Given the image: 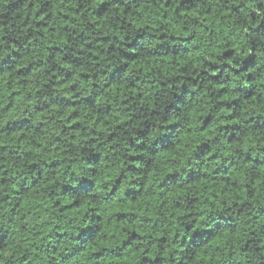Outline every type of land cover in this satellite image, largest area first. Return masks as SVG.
Here are the masks:
<instances>
[{
	"label": "clouds",
	"instance_id": "clouds-1",
	"mask_svg": "<svg viewBox=\"0 0 264 264\" xmlns=\"http://www.w3.org/2000/svg\"><path fill=\"white\" fill-rule=\"evenodd\" d=\"M17 2L0 0V99L7 104L17 91L15 112L31 114L39 131L0 141L19 156L0 151L9 170L0 171V264H84L86 253L68 256L77 235L103 225L105 238L113 212L141 191L135 219L123 225L143 235L137 248L164 264H198L202 252L211 264H264V217L254 219L264 210V182L255 184L264 181V132L250 119L264 124V0H31L47 8V19L37 8L13 13L8 6ZM39 20L52 31L37 28ZM69 75L74 91L53 85ZM117 76L126 94L106 87ZM245 87L258 101L245 99ZM66 95L79 102V123L68 119L73 109L50 107ZM129 154L142 161L131 170ZM161 165L162 174L150 175ZM34 181L36 189L19 191ZM65 193L86 207L61 211ZM37 195L39 207L17 210ZM148 197L155 198L145 211ZM117 231L113 244L131 235Z\"/></svg>",
	"mask_w": 264,
	"mask_h": 264
},
{
	"label": "trees",
	"instance_id": "trees-1",
	"mask_svg": "<svg viewBox=\"0 0 264 264\" xmlns=\"http://www.w3.org/2000/svg\"><path fill=\"white\" fill-rule=\"evenodd\" d=\"M9 9L13 13H17L21 11L22 9L27 10L31 8H37L36 15L37 16H44L45 19H47V8L44 5L40 4H33L31 3V0H18V2L15 5L10 4ZM104 5H101V8H103ZM79 13V9H77V14ZM106 14V13H105ZM61 15H64L67 17L68 13L67 11L61 13ZM210 15V14H209ZM29 17H25V23L27 24ZM37 28H45L49 31H52V29L48 28V25L44 23V20L37 21L36 24ZM259 27V26H258ZM31 32V30H30ZM264 34V33H262ZM42 35V34H41ZM13 43L16 44L17 47H20L21 45L17 41H13ZM51 47H56L55 45H52ZM8 59L7 57L5 58ZM136 59H139V57H136ZM254 59V58H253ZM255 63H258V60L255 61ZM255 63L253 66H255ZM31 67V66H29ZM239 71V70H238ZM25 70L19 69L17 72L18 80L17 85L15 87L19 86L20 79L25 76ZM82 78L87 79L88 76L85 73H81ZM2 79V77H0ZM71 77L70 75L67 76L65 79L54 81L53 85L55 87L63 88L65 92H69V89L75 90L76 85L71 84ZM120 83V80L118 79V76L116 79H113L106 87L113 89L116 94H126V91L122 88H118L117 85ZM9 84H11V80H9ZM2 86V85H0ZM223 88H221V92H223ZM242 94L245 95V99H254L258 101V97L256 96L255 92L250 91L247 87L243 88L241 90ZM19 93L17 91H11V95L9 96L8 103L3 104L2 99H0V123L3 124V128L0 129V141H2L5 138H11L13 140H17V137H19V140L17 143L23 142L25 139V135L29 132H36L39 131L33 124H32V115L28 114L26 116H19L15 112L16 104L13 101V97H18ZM227 95V93H225ZM126 102V101H125ZM78 101H72L69 99V96H64L62 98H57L56 101H54L50 107L56 108L58 104H63L67 108L73 109L71 114L69 115L68 119L72 120L75 119L76 123L80 122V115L75 111V109L78 107ZM223 103H227L229 105L236 104V101H223ZM111 107V106H109ZM259 107V104H254L252 107L253 111H256ZM48 109L45 108H38V112L40 115H43ZM27 111V110H25ZM195 114V113H194ZM105 115H108V113H105ZM15 117V118H14ZM235 116H230L229 120L234 119ZM54 119V118H53ZM251 120L255 121L254 129L264 132V124L260 123V117H252ZM130 123V121H129ZM208 121L205 119V126H201V132H207L208 131ZM121 125H117V128H120ZM165 127L171 128L173 127V123L169 122L165 125ZM225 128L233 127V128H239V125H234L231 123H226ZM72 128L76 129V124H72ZM79 131L78 129H76ZM116 134L113 133L112 137H115ZM231 142V141H230ZM37 145L39 144V141L37 140L35 142ZM175 147H179V145H175ZM134 150L136 152H142V149L135 148L133 146ZM0 151H7L9 156H15L16 159H19V156L16 154L14 150V146L5 145L3 143H0ZM172 151V147L164 148L161 152H157L156 155H167ZM27 155L30 154H25ZM130 155V154H129ZM130 159L132 160V164L130 165L129 170L134 169L138 163H141L139 156H131ZM253 163V166L256 167L254 161H250ZM127 163V162H126ZM54 165L58 166V162H53ZM31 168H34V165H30ZM164 165H161L159 169L153 168L150 175H158L162 174L164 172ZM0 171H3L5 176L8 174V169L6 167L5 162H0ZM217 174H219V170H217ZM123 175V172L120 173V176ZM176 174L174 172H170L167 174V176H175ZM167 176H165V180L167 179ZM200 180L207 179L206 176L200 177ZM108 183H111V179L107 181ZM117 183H122L119 177H117ZM264 181L261 180L259 176L255 179V184L257 187ZM175 181H173V184ZM147 186V182H145V187ZM38 187L37 182H33L31 189L28 187H25L23 185L20 186L19 191H22L24 193H27L31 191L32 189H36ZM161 187H164V184H161ZM116 191V188H113V192ZM129 191L135 192V189H129ZM67 201L65 202L62 207L61 211L64 212H75V211H81L86 207V204L82 202L81 200H78L73 197L71 193H65ZM144 196L143 191H141L140 197H131L127 201V205L125 207L118 208L115 212H113V215L117 218L115 224L112 226V231L105 234V238H101L100 233L103 232V225H101V228L96 234L92 233H86L84 234L83 239H81L80 235H77L75 238V247L73 248V251L68 253V256L73 257L75 260L82 254H87L88 259L84 261V264H164V261L166 258L155 256L153 257L151 254V251L147 248L145 249H139L136 247L137 240H142L144 237L143 235L136 231L135 229H128L126 227H123L125 223L131 224L133 220L136 217V213L132 212L130 209L133 206H139L138 200ZM155 197H148L144 200V210H148L149 204L152 202V199ZM5 199H8L7 197ZM40 206V199L39 196H35L31 202H29L27 199L19 201L17 204V210L19 208L25 207V206ZM57 205L60 206V202L57 201ZM91 211H95V208L91 209ZM85 215H87V212H85ZM260 217H264V210H261L259 212V215L257 217H254V219H258ZM103 220V217H101V221ZM120 234L128 233L131 231V235H125L122 240H120L119 243L113 244L112 240L119 239L118 231ZM51 235V233H49ZM66 233H57V236L64 237L66 236ZM46 237H41V239H45ZM161 240H166V237H161ZM81 244L83 247L81 248ZM59 249H53V253L58 252ZM61 256H63V253H60ZM4 256V249H0V259H3ZM211 258L212 254L207 252H202L199 254V261L198 264H211ZM8 264H11L9 261ZM60 264H64V260L62 259Z\"/></svg>",
	"mask_w": 264,
	"mask_h": 264
}]
</instances>
